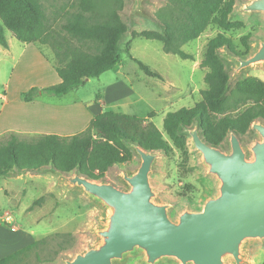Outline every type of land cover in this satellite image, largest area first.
I'll return each mask as SVG.
<instances>
[{"label": "trees", "instance_id": "trees-1", "mask_svg": "<svg viewBox=\"0 0 264 264\" xmlns=\"http://www.w3.org/2000/svg\"><path fill=\"white\" fill-rule=\"evenodd\" d=\"M234 3L235 0H164L154 13L158 30L130 31L131 37L161 41L165 53L192 59V54L181 47L199 37L209 25L221 30L204 46L199 65L207 69L203 78L206 87L200 90V100L164 115L166 138L150 120L153 112L140 117L103 110L93 115L82 131L72 135L42 133L23 139L11 133L0 141V177L54 166L100 180L112 165L132 160L129 141L166 156L173 146L186 153L185 129L195 122L203 138L214 146L221 147L230 131L238 136L252 133L253 121L264 122V80L247 76L232 82L220 54L221 48L242 56H247L249 50L247 36L241 38L245 49L238 51L224 33L243 25L231 19ZM122 8L123 0H0V45L8 47L7 29L23 43L48 46L60 79L56 84L29 88L22 92V99L31 101L41 94L61 97L117 65L121 61V42L128 32L120 14ZM128 43L124 48L127 54ZM133 60L146 75L160 77L140 60ZM43 241L36 239L0 257V264H27L32 252L39 258L37 249Z\"/></svg>", "mask_w": 264, "mask_h": 264}, {"label": "rangeland", "instance_id": "rangeland-1", "mask_svg": "<svg viewBox=\"0 0 264 264\" xmlns=\"http://www.w3.org/2000/svg\"><path fill=\"white\" fill-rule=\"evenodd\" d=\"M244 1L235 0L231 15L232 20L240 21L243 25L231 28L224 33L231 38L238 51L245 49L241 38L247 36L246 42L249 50L246 55L248 56L258 45L259 39L264 36V14L259 12L250 15L238 13L237 10ZM130 3L131 0H123V8L120 10L122 19L128 25V32L121 42V61L125 68L122 71L127 73L125 79L132 83L134 92L127 99L129 103L115 110L140 117H146L153 112L150 120L166 138L162 125L164 115L180 107H191L200 100V90L206 87L203 78L207 69L194 68L193 63L195 57L199 59L202 57L207 40L221 30L209 25L199 37L181 47L185 52L192 54V60L182 59L175 54L165 53L159 40L130 35L131 30L159 29L154 13L164 4V0H146L144 8L150 17L135 15L131 23L129 22ZM5 36L8 47L0 45V105L3 101L1 98L3 94L7 95L9 104L1 113L0 124L4 125L10 121L18 125L16 122H20L25 113V108L21 107L24 101L22 93L20 97L18 96L19 90H28L31 87L41 88L38 83H49L51 81L49 68L54 63V57L46 45L23 43L7 29H5ZM127 42H129V54L124 50ZM35 48L41 50L45 60L43 58L42 61H37L31 56L30 51ZM24 49H26L25 52ZM225 50L221 48V51ZM133 58L140 60L151 70L159 72L162 77L146 75ZM225 64L231 78L234 63L225 59ZM247 76H255L264 80V67L246 69L231 81ZM113 77H115V71H108L105 75L90 78L74 89L76 91L62 96L66 99L75 96L89 99L93 93L100 91L98 92L100 94L103 84ZM171 83L177 87L173 89L170 86ZM178 94H180L179 99ZM17 129L13 128L1 135L0 141H4L11 133L23 139H30L41 134ZM253 135L252 132L239 136L242 144L246 145ZM227 139L221 146L222 149L228 148ZM137 164L138 157L134 155L132 160L126 163L112 165L100 180H106L122 187L118 175L122 170L133 169ZM151 181L159 192V198L173 204L172 215L187 205L191 208L201 207L203 200L212 193L214 186L212 179L204 176L203 169L198 164V157L190 146L189 138L186 153L175 146L172 147L171 154L168 156L159 151L151 173ZM100 215V206L52 174L25 171L12 172L0 177V223L12 230L13 226L20 230L25 229L34 236L35 240L44 239L37 249L39 258L32 252L27 264H64L65 258H72L76 252L84 250L93 243L92 230L100 224ZM141 257V254L128 256L124 262L117 264H140ZM160 264L178 263L168 259ZM242 264H264V241L256 240L248 243Z\"/></svg>", "mask_w": 264, "mask_h": 264}, {"label": "water", "instance_id": "water-1", "mask_svg": "<svg viewBox=\"0 0 264 264\" xmlns=\"http://www.w3.org/2000/svg\"><path fill=\"white\" fill-rule=\"evenodd\" d=\"M145 1L131 0L130 23L135 15L150 17ZM237 12L264 14V0H245ZM220 54L234 63L230 80L246 69L264 67V36L248 56L228 50ZM250 129L254 135L246 145L230 131L227 149L208 143L197 122L185 129L204 176L214 186L201 207L187 205L174 215L173 204L159 198L151 181L159 151L134 142L127 145L138 164L120 172L122 187L54 166L33 170L64 180L101 208L93 243L63 263L117 264L141 254L140 264L168 259L178 264H242L248 243L264 241V122L255 120Z\"/></svg>", "mask_w": 264, "mask_h": 264}, {"label": "crops", "instance_id": "crops-1", "mask_svg": "<svg viewBox=\"0 0 264 264\" xmlns=\"http://www.w3.org/2000/svg\"><path fill=\"white\" fill-rule=\"evenodd\" d=\"M130 50V48H129ZM26 49H24V52ZM31 52V56L35 60L42 61L46 59L39 48H35ZM194 58V57H193ZM192 60V59H191ZM200 60L195 57L193 63L194 68L200 67ZM49 83H38L39 87H44L52 84H56L60 81L55 69L50 66ZM124 63L119 62L112 69L103 72L100 76L105 75L108 71L114 70L115 77L110 79L107 83L103 84L101 95L97 93L91 94L89 99L82 97H72L66 99L65 96H61L58 99L44 97V94L38 95L31 101H23L22 108H25V113L21 117L20 122H16L18 125H14L12 122L0 124V136L7 131L15 128H19V131L35 132V133H54L61 136L72 135L82 131L89 123L91 117L103 110H115L119 106L129 103L127 99L133 94V85L130 81L125 79L126 72ZM154 71V70H153ZM157 72V71H155ZM54 73V74H52ZM161 78V74L157 72ZM122 75V76H120ZM90 79V78H89ZM87 79L85 82H87ZM32 86V85H31ZM170 86L175 89L177 86L173 83ZM77 89V88H76ZM26 90H19L18 96ZM76 91L72 90L69 93ZM67 93V94H69ZM66 94V95H67ZM170 96V94H168ZM179 95L177 98L179 99ZM3 101L0 105V121L2 117V111L9 104L7 95H1ZM21 101V98H19ZM70 128H78L72 130ZM0 257H3L31 242H33L34 236L25 229H19L18 227L12 230L11 228L4 226L0 223Z\"/></svg>", "mask_w": 264, "mask_h": 264}, {"label": "built area", "instance_id": "built-area-1", "mask_svg": "<svg viewBox=\"0 0 264 264\" xmlns=\"http://www.w3.org/2000/svg\"><path fill=\"white\" fill-rule=\"evenodd\" d=\"M7 220H8V218H7ZM12 228L15 229L16 227L13 226Z\"/></svg>", "mask_w": 264, "mask_h": 264}, {"label": "bare ground", "instance_id": "bare-ground-1", "mask_svg": "<svg viewBox=\"0 0 264 264\" xmlns=\"http://www.w3.org/2000/svg\"><path fill=\"white\" fill-rule=\"evenodd\" d=\"M14 230V229H13ZM0 236H1V234H0ZM1 238H2V236H1Z\"/></svg>", "mask_w": 264, "mask_h": 264}]
</instances>
